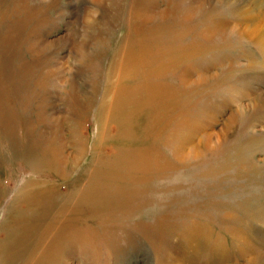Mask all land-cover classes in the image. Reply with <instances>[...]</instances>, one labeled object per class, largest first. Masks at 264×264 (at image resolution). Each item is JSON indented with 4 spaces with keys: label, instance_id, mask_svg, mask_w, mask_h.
<instances>
[{
    "label": "rangeland",
    "instance_id": "obj_1",
    "mask_svg": "<svg viewBox=\"0 0 264 264\" xmlns=\"http://www.w3.org/2000/svg\"><path fill=\"white\" fill-rule=\"evenodd\" d=\"M246 9L264 24V0H0V264H264Z\"/></svg>",
    "mask_w": 264,
    "mask_h": 264
},
{
    "label": "bare ground",
    "instance_id": "obj_2",
    "mask_svg": "<svg viewBox=\"0 0 264 264\" xmlns=\"http://www.w3.org/2000/svg\"><path fill=\"white\" fill-rule=\"evenodd\" d=\"M245 7V6H243ZM239 10H241L240 12H242L243 15H245L243 11V8L241 7ZM247 10V9H246ZM248 11V15H249V20L251 18V21L254 22V20H257V15H255L251 10H247ZM259 18V17H258ZM259 20V19H258ZM250 28V27H249ZM252 34L257 35L259 34L258 37H260V42L264 45V24L263 22H254L252 25V30H250ZM254 39V38H253ZM131 86V85H130ZM137 88V87H136ZM135 88V89H136ZM133 94V93H131ZM117 97V96H116Z\"/></svg>",
    "mask_w": 264,
    "mask_h": 264
},
{
    "label": "clouds",
    "instance_id": "obj_3",
    "mask_svg": "<svg viewBox=\"0 0 264 264\" xmlns=\"http://www.w3.org/2000/svg\"><path fill=\"white\" fill-rule=\"evenodd\" d=\"M18 193V189H11L10 194H8L6 200L4 201L3 205L0 206V212H5L14 204L16 195Z\"/></svg>",
    "mask_w": 264,
    "mask_h": 264
}]
</instances>
